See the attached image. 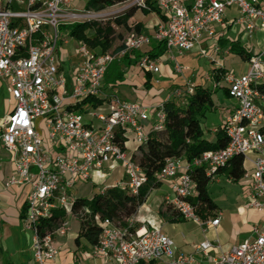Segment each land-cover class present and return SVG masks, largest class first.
Masks as SVG:
<instances>
[{
	"label": "built area",
	"instance_id": "2783aa9c",
	"mask_svg": "<svg viewBox=\"0 0 264 264\" xmlns=\"http://www.w3.org/2000/svg\"><path fill=\"white\" fill-rule=\"evenodd\" d=\"M74 0H0V82L14 101L0 119V146L11 153L14 169L3 187L26 185L25 212L21 224L30 235L35 264H51L58 246L54 236L69 231L68 215H75L72 206L80 183L102 173L105 165L120 163L124 178L112 185H103L99 192L110 188L137 195L146 183V176L134 153L126 152L127 143L136 147L146 143L152 131L163 128V103L154 113L142 100H124L103 90L107 67L127 53L163 41L168 58L181 72L175 56L193 50L205 34L213 36L216 25L228 7L239 12L237 22L252 34L264 31V0H156L165 15L152 36L132 33L116 51H100L71 36L80 62L70 81L61 69L59 31L75 23L105 20L112 12L107 8L78 10ZM130 6L147 9L146 0H127ZM69 35V34H68ZM218 47L215 48V51ZM203 56L206 53L201 50ZM138 66L158 72L157 59L147 53L139 56ZM232 110L222 119L221 128L227 144L187 160L183 155L165 158L155 173L158 183L170 182L171 193L163 203L180 216L199 222L195 206L194 168H202L209 181L218 178L236 155L242 157L243 177L250 182L247 207L264 210V48L248 59V68L240 75H223ZM215 87H221L220 82ZM195 83L185 79L184 90H175L174 97L190 95ZM101 100L97 105L83 104L86 99ZM80 106V108H76ZM151 118L154 119L150 122ZM218 127L212 129L216 133ZM120 138V139H119ZM136 151V150H135ZM249 162L252 171L244 164ZM64 215L57 217V215ZM76 216V215H75ZM56 217V218H55ZM220 215L206 224L215 227ZM100 228L93 257H102L112 264H140L165 257L168 264H189L193 258L178 252L174 241L156 227H135V217L113 220L94 216ZM1 245V236H0ZM212 247L209 241L195 246L204 255ZM212 264H264V220L254 228V236L245 238L211 258Z\"/></svg>",
	"mask_w": 264,
	"mask_h": 264
},
{
	"label": "crops",
	"instance_id": "0c3cea01",
	"mask_svg": "<svg viewBox=\"0 0 264 264\" xmlns=\"http://www.w3.org/2000/svg\"><path fill=\"white\" fill-rule=\"evenodd\" d=\"M238 18L239 12L237 8L228 7L223 14L222 24L214 27L215 33L213 36L209 37L204 34L193 50L186 52L184 55L175 56V60L182 66L181 72L176 69L175 62L168 58L167 53L160 57H153L157 59L159 70L154 73L150 72V90L144 89L145 79L143 73L134 69L127 70L123 75L122 81L115 86L104 84L103 80V90L109 96H117L120 91L124 95L121 97L117 96L120 99L142 100L151 107V112L154 113L157 105L174 97L173 92L175 90H184L185 79H190L195 85H201L210 90L215 104L213 110H216L217 103L221 104V116L223 119L233 107L232 100L226 93L227 84L223 81V75L230 71L223 66L221 60L215 61L211 55L217 54L223 58L228 57L232 53L235 54L230 50L231 43L237 44L250 55L256 54L264 48V31L255 29L252 34H249L245 25L237 22ZM161 20L162 18L156 12L148 11L145 15L142 9L137 7L133 9L131 15L127 16V27L135 31L134 28L137 26L139 30L137 33L143 31L152 35ZM114 34L116 35L115 32ZM71 43L74 44L72 40H69L62 46H68ZM121 45L111 49L114 46L113 43L109 48L111 50L108 49L106 51H116ZM216 47H218L217 51H215ZM152 48H154L153 51H158L157 44L154 43L136 51L135 55L141 56L143 53L151 51ZM200 50L206 52L211 62H216L215 67L203 72L200 68L195 69L192 66V62H190V65L186 64L184 59L200 53ZM58 59L61 69L70 81L72 72L80 62V57L75 64L70 57H64V54L60 52L58 53ZM244 61V69L235 75L242 74L248 68V59ZM184 69L188 70L185 72ZM216 82H220L221 87H215ZM0 90L7 94L8 98H11L2 85H0ZM261 105L264 110V101L261 102ZM9 109L7 106L3 109L0 119ZM153 121L154 119L151 118L150 122ZM213 128L207 129L209 136L203 135L207 140L215 139V133H212ZM131 144L133 143H127V147L131 146ZM135 150L136 146L134 145L129 153H135ZM244 167L249 172L252 171L249 162H246ZM13 169L11 153L3 146H0V264H35L32 257L30 235L23 229L21 224V218L25 212V198L28 186L13 185L9 188L3 187L4 181L10 176ZM114 171H117L119 178H115L108 183V175ZM123 178L124 170L121 164L112 163L111 167L108 164L105 165L102 173H94L89 182L92 185H98L100 189L103 185H112ZM83 183L78 185L76 197H80L78 189ZM249 189L250 182L248 179L242 177L237 181H233L224 171H220L218 178L209 181L207 185L208 195L215 204V208L203 211L202 215L198 216L199 222H196L183 218L172 207H166L163 203V197L171 193V185L170 182L159 183L156 187L149 189L146 199L133 214L136 220L135 227L144 225L158 228L174 241L178 252L192 256L193 260L189 264H212L211 258L217 256L220 250L225 251L241 240L253 237L254 228L260 227L263 223L264 210L250 209L246 205ZM218 215H220V219L215 227L206 224L210 219ZM69 216L66 217L68 222ZM73 216L78 222V230L72 231L69 225V231L65 236H54V241L58 246V254L51 264H112L104 262L102 257L91 256V245L85 239L79 238V241L75 242L80 226L77 217ZM169 225L170 227H168ZM70 240H73L74 246H70ZM203 241L219 245L220 248L212 247L208 250V254L204 255L201 251L195 249V246ZM140 264H168V261L163 257L156 261L141 262Z\"/></svg>",
	"mask_w": 264,
	"mask_h": 264
},
{
	"label": "trees",
	"instance_id": "16d2710c",
	"mask_svg": "<svg viewBox=\"0 0 264 264\" xmlns=\"http://www.w3.org/2000/svg\"><path fill=\"white\" fill-rule=\"evenodd\" d=\"M127 0H87L85 8L92 10H102ZM146 12L154 11L165 20V15L156 5V0H146ZM137 7L130 6L127 8L125 17L132 14L133 9ZM117 24H123L119 19L115 21ZM94 28L92 35H87L88 29ZM139 32L137 26L134 28ZM69 36L76 41H84L91 48L100 51L109 49L116 38L114 28L106 27L102 29L100 26L94 27L93 21L75 23L68 28ZM157 44L158 51H147L150 57H160L166 54L163 41L152 40L150 44ZM230 50L239 55L243 60L249 59V53L241 49L237 44H230ZM119 49V48H118ZM124 55L119 60L112 62L106 69L104 75V84L116 85L121 82L123 75L127 70H136L143 73L144 89L150 90V72L143 70L138 66L139 56L133 52ZM264 93V88H260ZM227 93V90H226ZM228 94V93H227ZM90 105L101 103L99 99L89 98L82 102ZM77 109L80 106L76 107ZM215 108V104L210 90L201 85H195L194 92L190 95H182L173 97L163 102V110L165 112V121L163 128L149 133L147 141L143 145L136 147L134 158L137 159L143 173L146 176V183L139 189L137 195L122 192L116 188H110L104 193L97 192L91 200H85L83 197H76L72 206L79 221V232L75 238V242L83 237L88 244L95 245L100 235V228L94 223V216L99 218H110L118 220L135 214L139 205L146 199L147 193L151 187H156L159 183L155 181V173L162 167L165 158L183 155L187 160L199 156L201 153L209 150H218L227 144V138L218 125V131L215 133L214 140H207L203 136L200 116ZM120 139V138H119ZM224 171L233 181H237L243 177L242 157L234 156L229 163L218 171ZM192 177L195 180L196 195L191 202L195 206L196 214L202 215L203 211L213 210L215 204L211 201L207 185L209 178L206 176L202 168H194ZM166 207H168L166 205ZM60 218L61 214L57 215ZM56 218V217H55Z\"/></svg>",
	"mask_w": 264,
	"mask_h": 264
},
{
	"label": "rangeland",
	"instance_id": "374dc122",
	"mask_svg": "<svg viewBox=\"0 0 264 264\" xmlns=\"http://www.w3.org/2000/svg\"><path fill=\"white\" fill-rule=\"evenodd\" d=\"M86 1L87 0H74V2L72 3V6L78 10H83L85 8ZM123 5H124V3H120V4H117V5H114V6L107 8V10H106L107 12H112L110 16H108L105 20L93 21L94 27L100 26L102 29H105L106 27L115 29L114 31L116 33V38L114 40V46L111 49H113L114 47L120 46L123 40L127 39L132 33L135 32V31H133V29H130L127 27V17H125V13H126L127 9H124ZM142 11L145 15L148 13V12H146V9H142ZM117 19L121 20L123 22V24L122 25L117 24L115 22ZM93 33H94V28L88 29L86 31L87 35H92ZM140 33L146 34L143 31H140ZM153 33H154V31H153ZM153 33H152V35H153ZM68 34H69V32L64 30V29H61L59 31V37H60V42H59L60 51H59V53L61 52V54H64V57H67V58L70 57L72 59V61H74V63L76 64V62L79 61V56L76 54L75 45L71 43L68 46H64V47L62 46L63 45L62 40L69 39ZM146 35L152 36L150 34H146ZM61 49H62V51H61ZM93 49H98V47L93 48ZM111 49H109V50H111ZM199 52L200 53H198V54H193L191 56H188V58L186 57L184 59V61L186 62V64H189V65H190V62H192V64H193L192 66L195 69L200 68V70L203 72H205L207 69H211V68L215 67V65H216L215 61H218V60L219 61L221 60L223 66L227 70H229L230 72H232L234 74H239L240 72H242V70L245 67V61L237 54L232 53L228 57L226 56L223 58L220 55L214 54V55H211V57L214 58L215 61L211 62L210 57L208 55L203 56L201 54V50ZM188 69H184L185 72ZM0 85H1V82H0ZM117 96L121 97L124 95L119 91V93H117ZM13 105H14V101L11 98H8V95L5 94L2 90H0V116L3 112V109H5L6 106L11 108V107H13ZM216 105H217L216 110L208 111L205 113V115L199 117L202 131H205L203 133V135L205 134V136L210 135L209 132L207 131V129L217 127L218 125L222 124V116H221V106L222 105L219 103H217ZM133 147H134V144H131V146L129 145L128 147H126V152H130ZM115 178H119V174L117 173V171H114L111 174L109 173L107 182L110 183ZM95 180H96V178H95ZM98 189H99L98 185H92L89 181H86L78 189V195L80 197H83L85 200L89 201L98 192ZM68 219H69L70 229L72 231H77L78 230V222L75 219V217L73 215H70ZM168 227H170V225ZM80 238L84 239L83 237H80ZM69 244H70V246H74L73 240H70ZM78 255H80V254H78Z\"/></svg>",
	"mask_w": 264,
	"mask_h": 264
}]
</instances>
